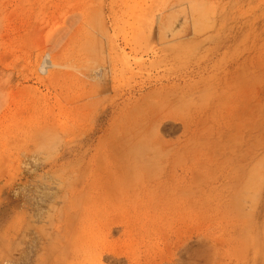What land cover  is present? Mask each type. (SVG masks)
<instances>
[{
	"label": "rangeland",
	"instance_id": "obj_1",
	"mask_svg": "<svg viewBox=\"0 0 264 264\" xmlns=\"http://www.w3.org/2000/svg\"><path fill=\"white\" fill-rule=\"evenodd\" d=\"M120 221L140 264H264V0H0V264Z\"/></svg>",
	"mask_w": 264,
	"mask_h": 264
},
{
	"label": "bare ground",
	"instance_id": "obj_2",
	"mask_svg": "<svg viewBox=\"0 0 264 264\" xmlns=\"http://www.w3.org/2000/svg\"><path fill=\"white\" fill-rule=\"evenodd\" d=\"M152 120L154 121L153 117H152ZM183 203H186V202L183 200ZM180 214L185 215L186 214L185 209H181ZM47 218L48 216H44V220H43L44 223L47 222ZM119 225H122L124 228V230L119 233L120 235L119 237L120 238L122 236L127 237L126 235L127 232H125V228H128L129 223H127L126 221L125 222H122V221L114 222L111 225H108L104 228V230L107 231L105 234L101 235L100 233V236L103 237L104 239L102 241H99L102 245H96L95 242L92 241V239L89 241L90 237L88 236V232L84 234L83 232L79 231L76 234H71L75 230V226H73V224L72 225L70 224L69 228H67L69 235L64 236L61 234L59 242L56 243L59 249L58 250L53 249L49 251V255L52 256L51 261L54 264H100L102 258L103 259L110 258L116 262L125 261L126 264H140L138 261V258L135 257V251L132 250L130 252L129 250H126V251L121 250V242H116L115 244L112 243L111 245L113 246H109L110 242L108 241L112 237L113 232L118 230ZM98 227L103 228L100 225H98ZM64 229H65L64 227H61L59 232L57 231L58 232L57 234L62 233ZM99 232L101 231L99 230ZM68 237L70 238L68 239ZM182 240L183 238L180 239V243ZM47 242L50 243L51 241L47 240ZM199 243H200L199 239L194 240L196 251H195V256L193 259V264H200L199 259H198L199 250L197 249L199 248ZM176 249L177 250L175 254H172L171 252V255L163 258L160 263H154V264H187V260L189 259L187 257V252L189 250V247L186 244H180L177 246ZM54 250L58 251V253H55Z\"/></svg>",
	"mask_w": 264,
	"mask_h": 264
}]
</instances>
